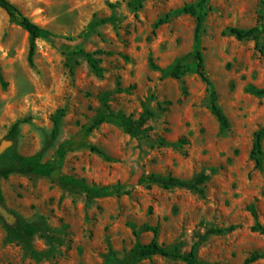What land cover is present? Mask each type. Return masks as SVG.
I'll list each match as a JSON object with an SVG mask.
<instances>
[{
    "label": "rangeland",
    "instance_id": "rangeland-1",
    "mask_svg": "<svg viewBox=\"0 0 264 264\" xmlns=\"http://www.w3.org/2000/svg\"><path fill=\"white\" fill-rule=\"evenodd\" d=\"M10 1L45 33L31 63L29 33L0 7V66L8 83H0V144L26 120L18 151L41 154L57 170L50 177H0L2 204L38 228L17 239L0 216V264H122L137 244L151 242L154 229L169 250L188 253L197 244L201 264H264V234L254 231L257 221L264 225V160L257 167L251 157L264 128V95L250 91L264 90V55L255 41L224 35L259 26L264 47L262 1L208 0L198 9L205 15L198 42L197 17L178 11L201 0H146L141 8L135 0ZM198 47L228 128L211 112L208 86L195 70L182 79L169 73L179 60L196 69ZM105 100L135 119L146 107L155 115L138 137L117 118L91 129L108 113ZM150 174L208 180L201 193L140 182ZM62 175L114 189L88 196L62 185ZM232 225V232L208 233ZM257 252L263 257L247 263ZM132 264L187 263L154 256Z\"/></svg>",
    "mask_w": 264,
    "mask_h": 264
},
{
    "label": "trees",
    "instance_id": "trees-1",
    "mask_svg": "<svg viewBox=\"0 0 264 264\" xmlns=\"http://www.w3.org/2000/svg\"><path fill=\"white\" fill-rule=\"evenodd\" d=\"M146 0H135L133 3L139 8L143 7V2ZM208 0H201L196 5L184 6L178 11V13L190 14L197 17L196 25V41H199V34L201 32L203 23L205 21V15L200 14L198 9H203ZM264 5V0H261ZM0 7L4 9L10 18V21L21 26L25 29L30 35V51H29V60L31 63L34 61V57L37 52V40L43 36L45 33L44 29L34 23L29 17H27L15 4L10 0H0ZM170 14L164 18H160L155 24V28H159L163 24L167 23ZM231 34L237 40H253L255 41V47L264 55V47L260 41V28L259 26L252 27L250 29H240L237 27L230 28L228 31L224 32V35ZM88 62L93 68V70L98 74L102 75L103 69L99 64V60L95 58L93 53L88 54ZM195 59L197 61L196 69L191 66L184 64L182 60H179L177 64L169 71L170 75L175 79H182L185 75L195 70L202 80L207 84L208 90L210 92V110L217 117L221 126L223 128H228L230 126L227 116L224 114L223 110L218 105L217 93L213 88L212 82L207 76L205 70V57L203 52L199 47L195 51ZM155 67V65H153ZM74 72V68H71ZM0 83L3 89H7L8 83L6 82L2 68L0 66ZM250 91L257 95H264L263 89H257L255 87H250ZM105 107L108 113L100 116L91 127V129L101 125L109 118H117L120 120L126 133L132 137H138L144 134L147 130L148 122L154 117V111L146 107L140 116L135 119L132 116H128L123 112H114L111 110L108 101L105 100ZM26 120H18L11 127L6 136L7 140H11L13 145L8 148L3 154L0 155V177L7 178L14 173H24L31 174L36 176H45L50 177L57 170V166L51 161H43L42 155L37 154L31 157L22 155L17 148L20 127ZM60 128V119L59 117L54 118V129L52 136L55 138L58 135ZM263 140H264V128L257 133L256 141L252 150L251 157L255 160L256 166L261 167L263 165ZM70 142L63 143L58 149V153L63 157L66 153V147ZM99 153L103 152L94 147ZM208 180L207 175H201L194 181H187L176 176H159L157 174H150L143 176L140 179V182L146 183L149 187L152 185H160L165 189H171L175 187L187 188L190 190H197L203 193L201 186ZM59 182L64 186H70L79 190L84 191L88 196H105L112 192L114 187L105 186V187H96L87 184L84 180L78 179L70 175H62L59 177ZM119 188V187H117ZM0 201L2 203L3 199L0 194ZM254 216L257 219L256 213ZM237 229L236 225H232L228 228L223 229H210L208 233H217L223 234L226 232H232ZM10 232L14 235L15 238L21 239L24 236H33L36 234L38 228L32 223L26 222L24 220L18 219L15 225L9 226ZM254 231L264 234V225L256 222L254 226ZM154 237L151 242L147 244H137L130 252L129 255L122 261V264H132L139 262L144 259H150L154 256H163V257H172L181 259L187 264H201L197 258V244H194L191 250L188 253H181L178 250H169L164 245L158 241V230H153ZM261 253H254L247 258V263H253L262 258Z\"/></svg>",
    "mask_w": 264,
    "mask_h": 264
},
{
    "label": "water",
    "instance_id": "water-1",
    "mask_svg": "<svg viewBox=\"0 0 264 264\" xmlns=\"http://www.w3.org/2000/svg\"><path fill=\"white\" fill-rule=\"evenodd\" d=\"M13 145L11 140H3L0 144V155L3 154L8 148ZM0 216L5 220L9 226H13L18 221V218L15 214L10 212L0 201Z\"/></svg>",
    "mask_w": 264,
    "mask_h": 264
}]
</instances>
